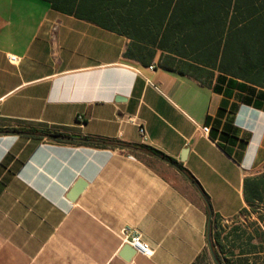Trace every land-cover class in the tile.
Wrapping results in <instances>:
<instances>
[{
	"label": "crops",
	"instance_id": "0c3cea01",
	"mask_svg": "<svg viewBox=\"0 0 264 264\" xmlns=\"http://www.w3.org/2000/svg\"><path fill=\"white\" fill-rule=\"evenodd\" d=\"M186 60L46 0H0V129L138 147L0 135V264H193L209 250L210 209L234 220L264 168V89Z\"/></svg>",
	"mask_w": 264,
	"mask_h": 264
},
{
	"label": "trees",
	"instance_id": "16d2710c",
	"mask_svg": "<svg viewBox=\"0 0 264 264\" xmlns=\"http://www.w3.org/2000/svg\"><path fill=\"white\" fill-rule=\"evenodd\" d=\"M46 1L61 14L127 38H142L155 48L175 49L178 55L187 57L188 62L183 64L187 68H218L264 89V0ZM0 135L97 149L138 148L116 140L77 138L57 131L12 128L0 129ZM244 197L247 207L235 219L255 215L252 229L237 225L227 231L223 220L211 209L209 250L193 264L202 260L213 264H264V168L245 178Z\"/></svg>",
	"mask_w": 264,
	"mask_h": 264
},
{
	"label": "built area",
	"instance_id": "2783aa9c",
	"mask_svg": "<svg viewBox=\"0 0 264 264\" xmlns=\"http://www.w3.org/2000/svg\"><path fill=\"white\" fill-rule=\"evenodd\" d=\"M61 23L57 22L54 27L53 31H57L58 28L60 27ZM9 60L11 63L15 64L18 62V58L16 56H9ZM131 121L134 122L133 118H130ZM77 121L79 123H83V116H78ZM139 126V133L142 136L144 140L147 139V133L145 130L144 124H138ZM210 131L209 127H204L203 132L204 134H208ZM121 239L124 244L129 245L131 248L135 250V252L144 255V256H151L153 251L149 247V245L142 240V237L140 234L129 232L128 230H123L121 232Z\"/></svg>",
	"mask_w": 264,
	"mask_h": 264
},
{
	"label": "rangeland",
	"instance_id": "374dc122",
	"mask_svg": "<svg viewBox=\"0 0 264 264\" xmlns=\"http://www.w3.org/2000/svg\"><path fill=\"white\" fill-rule=\"evenodd\" d=\"M256 220V216L255 215H246V216H242L238 219H235V220H232V221H229V222H223L222 224L226 227V230L229 231L230 228L234 227V226H242V227H245V228H251V223L253 221ZM199 264H213L211 260H202Z\"/></svg>",
	"mask_w": 264,
	"mask_h": 264
},
{
	"label": "water",
	"instance_id": "95a60500",
	"mask_svg": "<svg viewBox=\"0 0 264 264\" xmlns=\"http://www.w3.org/2000/svg\"><path fill=\"white\" fill-rule=\"evenodd\" d=\"M83 184L82 183H78V185L74 188V190L72 191V196L74 199V197H76L78 194H80L82 191H83ZM211 219H212V212H211V209H210V219H209V226L211 224Z\"/></svg>",
	"mask_w": 264,
	"mask_h": 264
}]
</instances>
